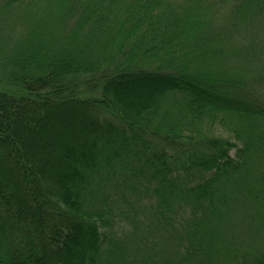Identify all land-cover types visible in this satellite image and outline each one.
<instances>
[{
	"label": "trees",
	"instance_id": "1",
	"mask_svg": "<svg viewBox=\"0 0 264 264\" xmlns=\"http://www.w3.org/2000/svg\"><path fill=\"white\" fill-rule=\"evenodd\" d=\"M263 17L264 0H0V264H118V170L186 225L151 264H264V234L239 260L223 240L264 168V49L237 40Z\"/></svg>",
	"mask_w": 264,
	"mask_h": 264
},
{
	"label": "rangeland",
	"instance_id": "2",
	"mask_svg": "<svg viewBox=\"0 0 264 264\" xmlns=\"http://www.w3.org/2000/svg\"><path fill=\"white\" fill-rule=\"evenodd\" d=\"M175 1L179 4L187 2V0ZM232 12L234 13L233 4L231 2L224 4L220 8V12L215 14L216 25L228 29L231 22L228 19ZM261 23L264 24V17ZM241 31L243 32L240 33L237 40L244 45L242 47L259 44L264 49V32L261 33L257 29ZM261 57L264 58V54ZM257 94L264 100V90H258ZM232 154H235V150ZM254 156L263 155L257 153ZM262 169L264 168L259 166L258 160V164L252 168V172L248 175L247 181L242 187V191H252L250 199L247 200L240 196L233 199V203H230L233 207L231 221L228 229L223 231V240L230 242L232 238L235 239V244L239 248L234 250L235 254L241 252L239 256H236L238 260L244 254L254 252L263 246L264 229H262L258 217L260 211L259 216L261 215L264 221V180L262 179L263 183H261V180L259 182L260 173L263 172ZM114 174L119 178L118 182L110 184L104 181L102 193L108 203L114 204L111 225L124 221L123 229L116 228L114 234H110L106 238L109 243L112 240L122 243L120 246L124 250L119 252L122 257L118 264H151L163 258L171 259L167 252L173 245V241L176 242V238L173 241H168V237L170 238L171 235L177 236V233H181L180 226L182 224L183 226L186 225L182 221L180 224L174 223L173 220L170 222L169 220H161L159 214L156 215L158 207L155 196L151 192L146 193L137 190L139 178L133 177L130 171L118 170ZM258 194L263 198L260 203H256V195ZM138 195L141 197L137 198ZM174 208L181 214L180 218L182 216L184 219L190 217L189 210L182 213V209ZM177 218L174 216L173 219L176 220ZM233 219L235 224L231 225ZM187 221L192 222L191 220ZM125 225H128L127 229H125ZM175 226H177V229H175ZM223 244L226 246V243Z\"/></svg>",
	"mask_w": 264,
	"mask_h": 264
}]
</instances>
